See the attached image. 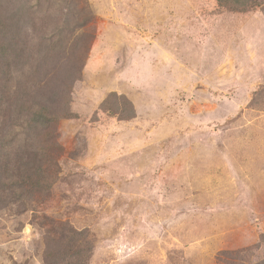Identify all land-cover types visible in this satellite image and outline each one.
Listing matches in <instances>:
<instances>
[{"label":"rangeland","instance_id":"1","mask_svg":"<svg viewBox=\"0 0 264 264\" xmlns=\"http://www.w3.org/2000/svg\"><path fill=\"white\" fill-rule=\"evenodd\" d=\"M0 11L15 16L0 18L2 47L33 53L0 47V141H12L13 171L28 169L31 144L46 155L40 193L0 191V264H264L262 10L0 0ZM110 96L131 105L113 113ZM41 106L50 119L30 128Z\"/></svg>","mask_w":264,"mask_h":264},{"label":"trees","instance_id":"2","mask_svg":"<svg viewBox=\"0 0 264 264\" xmlns=\"http://www.w3.org/2000/svg\"><path fill=\"white\" fill-rule=\"evenodd\" d=\"M217 4L219 7L225 8L232 12H247L255 9H260L264 13V0H217ZM12 13H7V12L3 13L0 11V18L2 19L3 22L2 26L7 28L8 26L12 25L11 23L15 24V16L11 15ZM16 15L19 16L18 14ZM4 36L5 34H3V36L0 34L1 39ZM12 37L13 39H17V40L19 39L17 35L15 37L14 35H12ZM1 39H0V47H2L4 44L6 45V43ZM7 46L9 47V50L12 49L13 51H15L16 55L20 56L21 58H23L25 54H27L28 57H31L33 55L32 51L28 48V46L26 47L22 45V47H20L18 42H16V45L13 42H10V44H7ZM8 47H2V48H8ZM17 52L19 53L17 54ZM8 53L9 52H5V55ZM11 53L14 52L11 51ZM128 103L130 104V102L127 100L121 102L116 98H112L110 96L103 103V106H107L106 110H111L113 113H124L125 107H123V105H127ZM131 108H132V114L131 113L130 115L126 114L129 115L126 118H130L134 115L133 107ZM42 118L45 119V121L50 119L47 117L43 106H41L37 110H33L29 114L28 121L30 128H32V126L35 124L43 123ZM4 142L5 141H0V191L6 193L9 196H14L19 194L24 195L25 190L28 189L33 190V192L35 191L37 193H40L42 188H45L44 178L46 176L44 167H42L41 164L42 159L46 157V155H44L42 152L43 150L40 147L36 148L33 144H31L30 150L28 151V158L30 157L28 169H22V170L16 169L13 171L12 157L10 156L8 150H5L6 147L8 149L12 141L10 140L7 141L6 143Z\"/></svg>","mask_w":264,"mask_h":264}]
</instances>
